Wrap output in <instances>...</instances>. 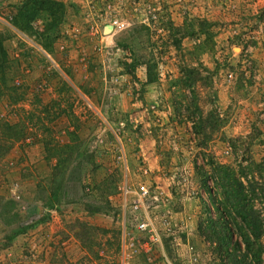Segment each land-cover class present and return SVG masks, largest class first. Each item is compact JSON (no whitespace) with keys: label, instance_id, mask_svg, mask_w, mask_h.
<instances>
[{"label":"rangeland","instance_id":"rangeland-1","mask_svg":"<svg viewBox=\"0 0 264 264\" xmlns=\"http://www.w3.org/2000/svg\"><path fill=\"white\" fill-rule=\"evenodd\" d=\"M25 1L0 0L14 100L0 120L26 117L0 158V264H120L123 235L145 233L119 188L142 182L160 193L149 210L173 263L264 264V0H52L58 27L39 14L22 33L11 21ZM149 246L134 263L153 264Z\"/></svg>","mask_w":264,"mask_h":264},{"label":"trees","instance_id":"trees-1","mask_svg":"<svg viewBox=\"0 0 264 264\" xmlns=\"http://www.w3.org/2000/svg\"><path fill=\"white\" fill-rule=\"evenodd\" d=\"M63 6L55 1L52 0H26L25 4L20 7L17 14L13 17L11 21V25L19 30L22 33H26L28 31L29 24L34 18H36L39 14H44L49 19L48 27L50 29H55L58 27V25L61 23L62 17H63ZM7 57L2 48L0 47V100L1 99H7L10 103L14 102L10 98V95H12V89H7L5 87L6 82L4 80L5 77V68L7 67ZM152 82V79L150 77H147V83ZM10 92V95L8 93ZM11 105V104H10ZM11 107H9L8 111H10ZM17 111V110H16ZM26 117H22L17 123L15 124H9L6 121L0 120V158L7 155L14 143L17 141H20L24 137L25 133V124L24 122ZM28 118V117H27ZM60 150H64L62 153L66 154L65 159L69 160L71 158V155L73 151L77 150V145H64L63 147H60ZM67 167L63 164L61 166L55 165L54 168L51 170V177L55 180L56 178H62L64 175L65 170ZM79 167H76V170H78ZM217 171L218 176V182L219 186L224 189V187H229V189L235 193L238 194L240 197L241 192L238 193L237 189L233 186V183L235 182V179H233L231 174H227L225 169L219 168L215 169ZM59 184V183H58ZM223 192V191H222ZM223 194H225L223 192ZM240 200L239 204L233 205L232 207H235V215L238 217L239 221L242 222L252 234L253 239H257L259 237L258 229L260 224L258 223V220L254 218L253 211L250 209H247L246 206L242 203ZM13 203V202H11ZM100 210L99 207H92L90 212H98ZM224 214V212H223ZM222 213L220 214L221 218L223 219ZM224 227H222L223 230H225L226 234L228 233V225L223 223ZM23 229L17 230V232L13 233L12 235H17L20 232H22ZM228 235V234H227ZM77 237V236H76ZM81 240V238H79ZM226 239V237H225ZM246 242V241H245ZM246 247L249 250V244L246 243Z\"/></svg>","mask_w":264,"mask_h":264},{"label":"built area","instance_id":"built-area-1","mask_svg":"<svg viewBox=\"0 0 264 264\" xmlns=\"http://www.w3.org/2000/svg\"><path fill=\"white\" fill-rule=\"evenodd\" d=\"M115 25H118L116 21L110 27L112 28ZM119 189L122 194L123 212L132 218L136 233L139 235L145 233L143 237L145 240L139 236L135 237V235H128L127 239L126 235H123L120 247L122 254L120 264H136L134 263L133 255L142 250L144 252L149 251V243L160 254L157 258L150 259V262L153 264H175L164 254L158 229L151 219L150 205L157 200V196L160 193L150 190L143 182L136 185L134 189L126 185ZM160 224L163 226L167 225L166 219L162 220Z\"/></svg>","mask_w":264,"mask_h":264},{"label":"water","instance_id":"water-1","mask_svg":"<svg viewBox=\"0 0 264 264\" xmlns=\"http://www.w3.org/2000/svg\"><path fill=\"white\" fill-rule=\"evenodd\" d=\"M110 30H111V27L107 25V26H105V27L103 28V33L106 34V33H108Z\"/></svg>","mask_w":264,"mask_h":264}]
</instances>
